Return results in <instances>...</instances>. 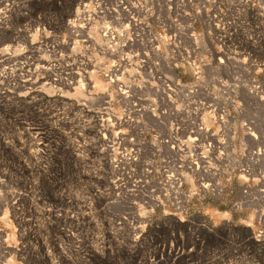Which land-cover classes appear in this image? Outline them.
Instances as JSON below:
<instances>
[{
  "label": "rangeland",
  "instance_id": "rangeland-1",
  "mask_svg": "<svg viewBox=\"0 0 264 264\" xmlns=\"http://www.w3.org/2000/svg\"><path fill=\"white\" fill-rule=\"evenodd\" d=\"M83 2L91 22L74 15ZM173 2L193 13L213 4ZM145 6L151 1L131 8L129 31L141 33L146 70L120 66L123 78L202 80L233 116L208 118V138L187 151L174 118L140 116L120 100L107 77L112 58L98 51L103 23L88 15L92 0H0V264H264V156L253 154L258 144L245 127L264 129V102L249 79L264 81L263 23L243 6L218 11L208 32L196 18V73L163 65L153 46L165 49L167 31L182 38L187 21L147 19ZM224 39L249 51L239 50L244 62ZM139 46L134 40L130 53ZM175 53L185 56L181 43ZM218 78L228 79L225 95ZM155 93L137 103L149 105ZM220 137L222 159L207 145ZM203 150L211 158L188 163Z\"/></svg>",
  "mask_w": 264,
  "mask_h": 264
},
{
  "label": "bare ground",
  "instance_id": "bare-ground-1",
  "mask_svg": "<svg viewBox=\"0 0 264 264\" xmlns=\"http://www.w3.org/2000/svg\"><path fill=\"white\" fill-rule=\"evenodd\" d=\"M146 1L147 0H92L93 8L91 9V13L88 15L92 14L93 18L101 20L103 23L100 28V44H98V51L103 53L107 52L109 57L112 58L108 68L107 77L114 83L115 90L120 94V100L124 99L129 104L130 111H135V113L140 116H143L144 113H148L156 118H174V122L171 123L172 128L175 130L180 129L186 133L184 147L187 151L196 150L198 148V140L200 136L208 138V130L210 128L207 120L208 118H217L218 123L220 124L223 120H225V118L233 116L230 109L224 105V102L223 104L218 102V100H220V98H218V94L208 97V88H206L202 80L200 82L193 83H183L179 78H159L156 81H147L146 79L137 76L123 78L122 75H124L125 71H119L120 66L123 68L129 66V71L135 69L137 66L142 70H146L143 66L146 62L144 57L147 52L144 50L145 44H141L140 42V40L142 41L141 33L129 31L131 23L133 25L137 24L135 12L131 10V8H135L136 6L142 8ZM150 1L152 6H145L144 8L145 14L148 15L147 19L160 22L166 20L173 25H179V18H183L187 21L185 27L181 25L184 30L182 38L177 39L175 34L167 31V33L165 32L164 38L168 41L165 43L164 50L158 49V46L153 44L156 50L159 51V55L162 56V64L168 68H173V66H177L179 63H186L193 66L196 69V73H202L200 70L201 67L195 63V60L191 58L189 54V50L192 48L194 49L195 43V31L191 22L193 23L196 18L200 19L204 28L207 27L208 32V28L210 27L208 23H214L215 27L218 26V24L214 22L217 20L218 11H226L229 9L228 7L234 6L238 12H240V6H243L247 7V10L255 16L259 23H263L262 25L259 24L260 28H264V0H211L213 2L212 6H204L195 9V13L192 11V5L190 8L183 10L181 7H172L174 4L173 0ZM223 2L225 4L222 7L221 3ZM236 2H238V7L234 4ZM162 6H164V10H162ZM175 10L177 11L175 12ZM87 11H89L88 4L83 2L80 12L77 10L74 15L78 16L77 18H84V22H87L91 20L89 17L85 18V13ZM153 13H156L157 15H154ZM122 19L126 21L122 22L120 27L113 26L111 23L113 20ZM73 20L74 19H72V21ZM238 29L241 30L242 37H244L247 41L254 43V40L245 34L239 25ZM80 33L81 31L78 32L79 35ZM145 39L147 40V36H145ZM134 40L139 41V51L130 53V46ZM151 40L152 38L149 39V41ZM240 41L241 39L239 42ZM178 43L182 44L185 56H178L175 53ZM222 45L226 46L228 49L233 48V54L238 55V60L241 62L245 61L244 59H246V55H243L242 60L240 58L239 50L249 53V51H246L245 48L240 47L238 44L229 39H224ZM218 60L221 62L223 61V58L219 56ZM139 64H143V66ZM153 64L160 66V57L159 61H154ZM90 73L92 74V70L87 72L85 75L77 73L78 81L85 79L86 76L91 75ZM249 79L253 96L255 95V99L261 103L264 102V95H262V86L264 85V81L261 82L254 77ZM85 82L87 83L88 81ZM216 83L223 87L221 91L222 94L225 95V90L229 86L228 79L218 78L216 79ZM198 86L203 87V89H198ZM79 87L82 89L81 82L79 83ZM148 88L152 89L156 93L154 97L149 99V105L140 106L137 103V99H147L144 94L149 91ZM224 99L233 102L234 107L238 108L237 99L229 97H224ZM108 124L109 123H104V129L110 130L107 126ZM245 127L247 128V132L252 136V139L258 144L254 149L253 154L256 158L264 156V129H258L257 127L251 128L248 125H245ZM223 142L224 140L221 137L214 143L211 141L207 142V145L211 147V150L217 148L216 157L220 159L223 158ZM189 156L190 160H188V163H191L194 166H199L201 158H211L208 154H206V150H203L200 153L190 152ZM207 162V164H211L210 161ZM170 180H172V178H170Z\"/></svg>",
  "mask_w": 264,
  "mask_h": 264
}]
</instances>
